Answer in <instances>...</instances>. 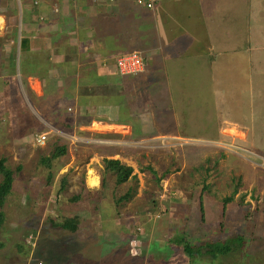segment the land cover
<instances>
[{
	"label": "rangeland",
	"instance_id": "1",
	"mask_svg": "<svg viewBox=\"0 0 264 264\" xmlns=\"http://www.w3.org/2000/svg\"><path fill=\"white\" fill-rule=\"evenodd\" d=\"M14 2L18 12L0 23V62L3 70L12 64L0 75V161L14 172L0 264H264V9L251 7L257 23L250 16L241 25L219 23L239 9L235 0L203 28L180 20L172 38L159 19L150 38L176 56L170 68L147 52L143 73L116 72L108 76L116 89L86 94L68 93L58 69L36 100L21 70H45L20 60L22 13ZM10 5L0 0V13ZM178 40L198 54L181 50L189 69L182 65L180 75L171 70L182 59L171 51ZM210 41L229 50L200 52ZM17 62L15 79L4 82ZM76 68V77L86 76ZM40 84L48 85L32 83L41 92ZM63 146L51 168L42 164ZM107 160L131 167V177L118 184ZM91 174L99 185L89 183ZM68 217L80 220L75 232L56 225ZM239 236L242 248L218 259L206 254L207 243ZM185 243L202 254L190 258Z\"/></svg>",
	"mask_w": 264,
	"mask_h": 264
},
{
	"label": "crops",
	"instance_id": "2",
	"mask_svg": "<svg viewBox=\"0 0 264 264\" xmlns=\"http://www.w3.org/2000/svg\"><path fill=\"white\" fill-rule=\"evenodd\" d=\"M233 1L235 0H160L156 9L150 12V10L139 7L134 0H43L38 6L33 5L31 0H16L17 3L19 2L22 13L20 18L22 32L19 37L20 60L23 56H28L29 59L31 58L29 60L31 64L45 70L28 71L24 68V70H21V75L19 74L22 78L20 80L23 85L26 83V87L38 100L39 94L42 92L44 94V88L47 89L52 81L54 71L56 72L58 69H61L60 73H63L61 83H66L71 87L66 89L68 93H81L82 90V93L86 94L91 88H101L109 84L110 86L115 85V81L109 83L110 77L108 76L118 72L117 58L133 50L142 52L145 59H147V52H150L156 60L163 58V61L161 60L163 66L170 68L168 67L169 63L175 60V55H165L170 50L167 51L164 46L161 49L157 48L154 44H157L158 40L152 42L150 38V33L154 32V28L157 31L161 30L158 20L162 19L163 27L167 31L166 37L172 38L173 33H176L177 28H179L180 20L190 21V29L192 24L203 28L207 24L206 18L210 22L211 13L225 12L223 9L229 8ZM259 1L250 0V4H247L246 0H242V4L237 6L239 9L229 11L232 14L231 18L226 19L227 17L224 15L223 18L219 17L218 22L221 23L220 20H226L232 26L241 25L250 16L252 20L249 22L257 23V13L251 12L253 7L261 11L264 9L263 0H261L263 3ZM9 2L12 5L8 6L7 12L0 13V18H3L4 21L10 10L14 9L15 12L9 14L18 12L17 7L13 6L14 0H9ZM259 23L262 24L261 20ZM15 24L17 26L18 21ZM137 25L140 30H137ZM41 26H44L46 30L36 31L39 28L41 29ZM172 27L176 28L173 29ZM244 33H239L237 38L243 40ZM136 39L138 41H135ZM163 41L165 42L164 36ZM164 42L162 45H164ZM189 44L190 42L186 44L184 40H178L177 50H175L176 46L171 48L172 52L178 53L179 57L182 58L179 68L171 65V70L176 69L179 71L178 75L184 67L189 66L183 64L185 63L183 62V55L185 56V54L181 53L183 48L192 49L191 45L186 47ZM202 48L203 50L199 49L200 52L204 51L213 56L218 53L216 51L226 53L225 51L229 50L228 47L225 50L224 46H215L213 41H210L208 47ZM163 49H165V54L162 52ZM190 53H193V51L191 50ZM194 53H196L195 56L198 55L197 52L194 51ZM6 55H8V52H6ZM8 56L11 57L12 55ZM217 56H219V53ZM8 59H10L9 61L13 60L12 57ZM62 61H66L68 64L63 66L65 63H62ZM214 61H216L215 58ZM214 61L211 64H215ZM1 64L0 62V75L7 77L9 74L7 68H10L12 64L10 66L7 64L5 70H3ZM77 66L86 69L84 72L85 77L82 75L76 77ZM19 70L20 67L17 62L15 71L11 69V78H4V82L15 79L14 77L17 75L15 72H19ZM186 74H188V71ZM37 81L40 83L42 81L48 85L43 87L40 84L43 87L40 92L38 87L36 90L32 85ZM4 82L2 81L1 84ZM63 83L61 85H64Z\"/></svg>",
	"mask_w": 264,
	"mask_h": 264
},
{
	"label": "trees",
	"instance_id": "3",
	"mask_svg": "<svg viewBox=\"0 0 264 264\" xmlns=\"http://www.w3.org/2000/svg\"><path fill=\"white\" fill-rule=\"evenodd\" d=\"M14 12H15L14 9L9 11V13H14ZM145 64H146V61H145ZM113 88L116 89V87H113ZM58 149H59V153L56 152L51 157L42 158L41 160L42 164H45L51 168L53 166V163H52L53 159L58 158L59 156L63 155L66 152L65 146L60 147ZM5 161H6L5 159H2L0 161V175L2 176L4 175L3 176L4 179L2 183L0 184V228L4 227L5 211L3 208L6 204L8 196L10 195L12 191L13 182H14V172L5 166ZM106 169L116 173L118 184H122L126 182L133 173V169L131 167H127L123 165L118 160H107ZM54 174L55 172L54 173L51 172L50 178L54 176ZM129 194L130 193H127V195H125V198L123 199L130 197ZM231 201L232 199L228 198L226 199L225 204ZM79 222L80 220L77 217H68V218H65L62 223L56 224V225L57 226L60 225L65 230H70L72 232H75V230L78 228ZM177 242L182 243V239H178ZM206 245L208 247L206 254H209L214 259H218V257L227 256L230 253L236 251L237 249L242 248L244 245V237L239 236L238 238L227 239L226 241L225 239H220L218 241L207 243ZM184 246H185L184 249L187 252V254H189L190 258L195 259L196 255L202 254L201 247L193 246L190 243H185Z\"/></svg>",
	"mask_w": 264,
	"mask_h": 264
},
{
	"label": "built area",
	"instance_id": "4",
	"mask_svg": "<svg viewBox=\"0 0 264 264\" xmlns=\"http://www.w3.org/2000/svg\"><path fill=\"white\" fill-rule=\"evenodd\" d=\"M138 6L145 8L147 10L154 11L159 4L160 0H134ZM33 5H40L43 0H31ZM116 65L118 72L121 75H137L144 72L145 58L142 52L140 51H129L120 55L116 60ZM44 142L45 137L41 138Z\"/></svg>",
	"mask_w": 264,
	"mask_h": 264
},
{
	"label": "bare ground",
	"instance_id": "5",
	"mask_svg": "<svg viewBox=\"0 0 264 264\" xmlns=\"http://www.w3.org/2000/svg\"><path fill=\"white\" fill-rule=\"evenodd\" d=\"M0 23H4L3 18H0ZM89 183H90L92 186L99 185V183H100L99 177H98V176H94V175L91 174V176H90V178H89Z\"/></svg>",
	"mask_w": 264,
	"mask_h": 264
},
{
	"label": "clouds",
	"instance_id": "6",
	"mask_svg": "<svg viewBox=\"0 0 264 264\" xmlns=\"http://www.w3.org/2000/svg\"><path fill=\"white\" fill-rule=\"evenodd\" d=\"M133 244H135V243H133ZM139 252H140V250H139Z\"/></svg>",
	"mask_w": 264,
	"mask_h": 264
}]
</instances>
